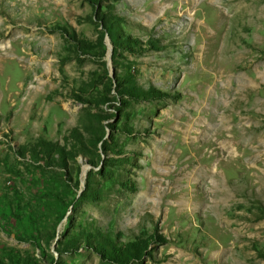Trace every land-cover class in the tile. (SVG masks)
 <instances>
[{"label": "rangeland", "instance_id": "1", "mask_svg": "<svg viewBox=\"0 0 264 264\" xmlns=\"http://www.w3.org/2000/svg\"><path fill=\"white\" fill-rule=\"evenodd\" d=\"M85 234L264 264V0H0V264H108Z\"/></svg>", "mask_w": 264, "mask_h": 264}, {"label": "trees", "instance_id": "2", "mask_svg": "<svg viewBox=\"0 0 264 264\" xmlns=\"http://www.w3.org/2000/svg\"><path fill=\"white\" fill-rule=\"evenodd\" d=\"M106 25L108 35L110 37V40L113 44L112 48V55H116V47H122L127 44H131L127 41V39L124 37L121 41H119V28L117 22H112L110 17H106L103 21ZM128 85H126L127 88ZM130 93L136 94L135 91L131 88ZM90 118V119H89ZM92 119V120H91ZM82 125L74 126L70 130V135L74 139H79L82 137L83 133H87L92 137L91 143L94 144L95 142H98L102 139L105 131L103 129V126L101 124L100 119L96 114L87 116L83 122H81ZM102 146L105 147L104 141L101 142ZM43 151V155L45 156L46 160L55 164V165H65V160L67 157H74L75 153L74 151L67 150L64 151V148L59 146L57 143L46 141L44 140L42 144H39ZM80 150V149H79ZM72 152L71 153H69ZM83 152V150H80ZM106 152V151H105ZM111 159H104L105 162H110ZM91 173L88 171L85 177V181L83 184V189L80 191L81 197L84 198H90V197H97L96 192L92 190L91 187V180H90ZM76 184V182H74ZM82 199V198H81ZM79 240V239H78ZM73 240V244H91V247L95 249V251L103 258L105 259L108 264H132L135 262H142V256L144 254V249L146 248V240L142 238H136L135 240L129 241L124 244H119L115 242V240H112L110 236L106 237H99L98 240L93 241L94 237L90 234H85L80 241ZM75 246V245H73Z\"/></svg>", "mask_w": 264, "mask_h": 264}, {"label": "bare ground", "instance_id": "3", "mask_svg": "<svg viewBox=\"0 0 264 264\" xmlns=\"http://www.w3.org/2000/svg\"><path fill=\"white\" fill-rule=\"evenodd\" d=\"M160 155H161V159H162L163 161H165L166 158H167L165 152L162 151V152L160 153ZM209 172H210V173H213V174H217V171H216V170H215V171H211V170H209Z\"/></svg>", "mask_w": 264, "mask_h": 264}]
</instances>
